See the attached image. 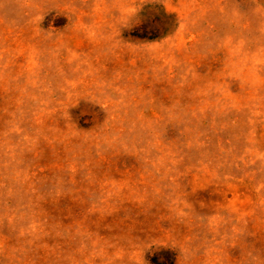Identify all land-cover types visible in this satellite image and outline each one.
<instances>
[{
	"label": "rangeland",
	"instance_id": "rangeland-1",
	"mask_svg": "<svg viewBox=\"0 0 264 264\" xmlns=\"http://www.w3.org/2000/svg\"><path fill=\"white\" fill-rule=\"evenodd\" d=\"M0 264H264V0H0Z\"/></svg>",
	"mask_w": 264,
	"mask_h": 264
}]
</instances>
